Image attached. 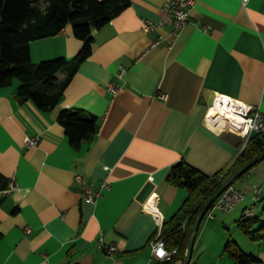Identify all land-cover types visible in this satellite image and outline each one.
<instances>
[{
    "label": "crops",
    "instance_id": "crops-1",
    "mask_svg": "<svg viewBox=\"0 0 264 264\" xmlns=\"http://www.w3.org/2000/svg\"><path fill=\"white\" fill-rule=\"evenodd\" d=\"M165 1L131 0L94 31L91 57L51 112L32 101L20 103L17 81L0 88V264H148L151 240L187 198L185 189L168 183L171 168L185 161L214 176L239 155L242 137L213 128L207 113L218 94L264 113V0L247 6L241 0H196L170 48L155 45L167 29H144L146 20L160 21ZM83 45L68 26L31 42V59L70 60ZM121 66L127 72L113 95L108 85ZM69 108L100 122L94 142L80 151L58 123ZM27 137L38 145L26 147ZM103 183L109 188L87 202L85 188ZM236 187L244 201L230 213L216 210L213 219L204 218L190 264H236L225 252L228 241L264 264V241L250 240L238 226L247 209L254 210L256 227L264 226V162ZM110 247L116 252L109 254Z\"/></svg>",
    "mask_w": 264,
    "mask_h": 264
},
{
    "label": "trees",
    "instance_id": "trees-1",
    "mask_svg": "<svg viewBox=\"0 0 264 264\" xmlns=\"http://www.w3.org/2000/svg\"><path fill=\"white\" fill-rule=\"evenodd\" d=\"M130 3L131 0H0V88L11 87L17 81L16 98L20 103L32 101L40 111L51 112L61 103L80 65L91 57L93 32L113 21ZM68 26L84 42L81 51L70 60L58 58L34 64L31 42L57 36ZM61 73L65 74L63 79L59 77ZM58 123L75 151L84 144L91 145L100 129L96 116L76 108L61 111ZM263 152L264 132L253 135L233 164L214 176L203 174L185 161L171 168L168 183L187 191L178 213L162 227L167 247L177 250L173 262L184 263L195 219L210 195L240 166ZM256 224L255 218H246L238 226L250 240L264 241V226L257 228ZM225 252L236 264L259 263L255 255L244 253L232 241L226 244Z\"/></svg>",
    "mask_w": 264,
    "mask_h": 264
},
{
    "label": "built area",
    "instance_id": "built-area-1",
    "mask_svg": "<svg viewBox=\"0 0 264 264\" xmlns=\"http://www.w3.org/2000/svg\"><path fill=\"white\" fill-rule=\"evenodd\" d=\"M249 1L250 0H241L243 6H247ZM195 4L196 0H166L162 4L161 10L163 15L160 21L153 23L146 20L144 22V29L146 32L167 29V32L159 35L155 45L162 42H166L169 48L173 45L184 30L186 24L189 22ZM126 72L127 68L121 66L116 76V80L110 82L108 85V91L113 95H116L119 92L121 82L123 81ZM166 97V94H160L158 96V98L162 100H165ZM212 110H215L214 115L211 116L213 123L218 124L220 121H225L228 125H233L232 127L236 128L235 131L229 128H225V130H230L242 137L243 143L240 153L248 145L249 140L253 135L264 132V113L260 109L254 108L242 101L223 94H218L215 97L212 106L208 109L207 119L210 117ZM24 143L26 147H34L38 145V139L27 137ZM77 179L78 181H82L81 177H78ZM14 187L15 180L13 178L11 181V188L13 189ZM108 188L109 183H103L97 190L87 187L84 191V199L87 202L94 203L102 196L103 191ZM260 192V190H256L255 192V198L257 200L259 199ZM244 198L245 194L242 190L237 188L236 185L230 186L212 205L206 213L205 218L208 217L213 219L216 210L222 211L223 213H230L244 201ZM244 214L246 218H254L256 215L253 209L245 210ZM182 229H185V225ZM107 252L113 254L116 252V249L115 247H110ZM150 253L151 258L148 264H164L171 262L174 259L177 250H171L167 247V243L160 232L150 242ZM155 261L157 263H154Z\"/></svg>",
    "mask_w": 264,
    "mask_h": 264
},
{
    "label": "water",
    "instance_id": "water-1",
    "mask_svg": "<svg viewBox=\"0 0 264 264\" xmlns=\"http://www.w3.org/2000/svg\"><path fill=\"white\" fill-rule=\"evenodd\" d=\"M264 162V152L253 157L245 164L240 166L236 171H234L222 184H220L215 191L210 195L207 199L201 210L199 211L194 225L192 227L188 246L185 254V260L183 264H190L193 256L194 246L196 242V237L199 232L200 226L205 218L206 213L212 207V205L216 202V200L230 187L232 186L240 177L246 174L249 170H251L256 165Z\"/></svg>",
    "mask_w": 264,
    "mask_h": 264
},
{
    "label": "bare ground",
    "instance_id": "bare-ground-1",
    "mask_svg": "<svg viewBox=\"0 0 264 264\" xmlns=\"http://www.w3.org/2000/svg\"><path fill=\"white\" fill-rule=\"evenodd\" d=\"M215 110H212L210 113V117L207 119V121L209 122V124L213 127V128H219V129H225V128H229L231 130H236V128L232 127L233 125L230 126V124L228 125L227 122L225 121H220L218 124L217 123H213L211 120V116L214 115Z\"/></svg>",
    "mask_w": 264,
    "mask_h": 264
},
{
    "label": "rangeland",
    "instance_id": "rangeland-1",
    "mask_svg": "<svg viewBox=\"0 0 264 264\" xmlns=\"http://www.w3.org/2000/svg\"><path fill=\"white\" fill-rule=\"evenodd\" d=\"M257 212H258L259 217L262 218V217H263V215H262V213H261V212H262V209H259V210L257 209ZM217 213H218V212H217ZM217 213H216V214H217ZM219 214H220V213H219ZM219 214H217V215H219ZM206 218H207V217H206ZM207 221H208V219H205V220H204V223H206ZM241 234H242V233H241Z\"/></svg>",
    "mask_w": 264,
    "mask_h": 264
}]
</instances>
